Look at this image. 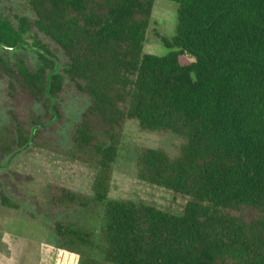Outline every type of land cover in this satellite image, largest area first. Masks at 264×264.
Here are the masks:
<instances>
[{"label":"trees","instance_id":"16d2710c","mask_svg":"<svg viewBox=\"0 0 264 264\" xmlns=\"http://www.w3.org/2000/svg\"><path fill=\"white\" fill-rule=\"evenodd\" d=\"M22 1L32 16L15 26L0 13V43L25 47L36 29L63 55L36 39L54 58L34 49L35 69L0 56L11 98L0 167L60 118L66 83L88 98L68 153L93 168L92 196L51 185L43 213L54 244L76 264H264V0H170L163 55L143 50L154 0ZM130 119L183 140L174 156H136L137 177L187 197L182 209L108 196ZM87 210L99 215L92 228L77 221Z\"/></svg>","mask_w":264,"mask_h":264},{"label":"rangeland","instance_id":"374dc122","mask_svg":"<svg viewBox=\"0 0 264 264\" xmlns=\"http://www.w3.org/2000/svg\"><path fill=\"white\" fill-rule=\"evenodd\" d=\"M0 13L15 26L17 16H32L22 0H0ZM176 13V3L154 0L144 52L163 55L170 50L161 39H170L174 34ZM36 39L46 44L53 54L62 57V52L53 41L36 29L23 34V40L27 42L25 47L8 49L0 46V56L11 62L22 58L30 69H35L39 57L31 45ZM10 100L7 81L0 79V127L8 122ZM59 101L60 118L41 132L37 142L14 153L7 165L0 167V264L77 263L76 254L54 244L55 237L48 225L49 217L43 213V209L49 200L51 185L64 186L88 199L92 196L93 168L87 162L70 159L68 153L74 123L87 107L88 98L66 83ZM182 142L180 137L171 133L142 131L135 120H127L113 162L108 196L140 200L171 211L182 209L187 197L141 181L137 177L136 167V156L141 147L160 148L174 156ZM3 194L17 203L3 204ZM98 216L90 210L79 211L77 221L92 228L98 223Z\"/></svg>","mask_w":264,"mask_h":264},{"label":"water","instance_id":"95a60500","mask_svg":"<svg viewBox=\"0 0 264 264\" xmlns=\"http://www.w3.org/2000/svg\"><path fill=\"white\" fill-rule=\"evenodd\" d=\"M0 46L5 47V48H8V49H13V48H14L13 46H7V45H5V44H3V43H0ZM31 47H32L33 49H35V50L40 51L41 53L45 54L46 56H48V57H50V58H54L52 55L48 54L45 50H43V49H41V48H39V47H36V46H31ZM34 136H35V129H34L33 132H32V138H31V141L33 140ZM13 156H14V154L11 155V156L7 159V162H6V163H8V162L11 160V158H12Z\"/></svg>","mask_w":264,"mask_h":264}]
</instances>
